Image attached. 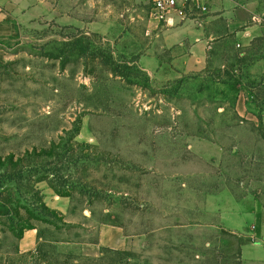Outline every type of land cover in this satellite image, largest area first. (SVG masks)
Wrapping results in <instances>:
<instances>
[{
  "label": "rangeland",
  "instance_id": "1",
  "mask_svg": "<svg viewBox=\"0 0 264 264\" xmlns=\"http://www.w3.org/2000/svg\"><path fill=\"white\" fill-rule=\"evenodd\" d=\"M46 1L0 44V264L264 259V84L238 110L232 74L149 76L172 29L143 0Z\"/></svg>",
  "mask_w": 264,
  "mask_h": 264
},
{
  "label": "crops",
  "instance_id": "2",
  "mask_svg": "<svg viewBox=\"0 0 264 264\" xmlns=\"http://www.w3.org/2000/svg\"><path fill=\"white\" fill-rule=\"evenodd\" d=\"M45 4L46 0H0V44L17 38L26 23L40 17L39 10ZM204 5L207 13L197 15L195 23L162 30L161 68L153 71L146 67V73L161 79L190 77L200 86L199 91L212 83L215 74H232L242 83L237 101L241 110L244 97L252 93L250 84H264V0H206ZM198 148L196 144V154H203ZM204 152L219 156L224 149L209 147ZM220 220L228 228L229 217L221 215ZM258 233L264 239V227ZM35 239L32 231L25 234L21 248H31ZM99 240L102 246L116 250L132 245L121 226L102 225ZM243 259L246 264H264L262 255L255 260Z\"/></svg>",
  "mask_w": 264,
  "mask_h": 264
},
{
  "label": "built area",
  "instance_id": "3",
  "mask_svg": "<svg viewBox=\"0 0 264 264\" xmlns=\"http://www.w3.org/2000/svg\"><path fill=\"white\" fill-rule=\"evenodd\" d=\"M152 16L163 26L174 29L187 23H195L197 15L207 13L206 0H143ZM200 12L201 14H199Z\"/></svg>",
  "mask_w": 264,
  "mask_h": 264
},
{
  "label": "trees",
  "instance_id": "4",
  "mask_svg": "<svg viewBox=\"0 0 264 264\" xmlns=\"http://www.w3.org/2000/svg\"><path fill=\"white\" fill-rule=\"evenodd\" d=\"M121 77H123L124 79H125V77L123 76V75H121ZM51 187H52V185H50ZM53 188V187H52ZM6 214H9V212L8 213H6Z\"/></svg>",
  "mask_w": 264,
  "mask_h": 264
}]
</instances>
